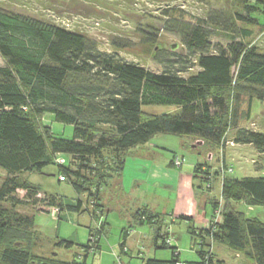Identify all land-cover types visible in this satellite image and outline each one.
Returning <instances> with one entry per match:
<instances>
[{
  "label": "trees",
  "instance_id": "1",
  "mask_svg": "<svg viewBox=\"0 0 264 264\" xmlns=\"http://www.w3.org/2000/svg\"><path fill=\"white\" fill-rule=\"evenodd\" d=\"M236 1L247 10L258 11L248 0ZM255 1L264 6V0ZM163 29L177 34L188 52L196 55V72L187 76L170 68L153 72L100 51L84 33L0 5V56L4 61L0 66V169L5 172L0 183V264H86L87 255L98 249L102 231L91 240L92 250L84 252L81 263L36 255L32 251L39 236L34 214L20 212L16 205L31 200L43 202L44 212L50 208L58 214L64 209L80 212L83 206L78 195L87 193L98 208L94 211L102 225L100 189L121 174L127 151L155 134L192 135L203 150L212 152L234 130L230 142L252 145L264 155V132L245 127L253 101L264 103V53L245 44L212 52L207 26L176 18L165 22ZM147 32L145 47H156L154 32ZM242 32L245 36L250 33L245 28ZM143 105L175 106L177 110L149 114L142 111ZM47 113L56 121L73 124V137L54 136L44 121ZM65 154L69 161L62 156ZM58 158L64 162L59 163ZM50 163L58 165V178L61 175L70 181L77 193L75 203L65 204L59 196L42 194L19 177L24 172H41ZM82 170L91 175L92 183ZM192 171L201 183L206 182L208 190V176L219 172L211 173L206 161L194 164ZM18 190L23 199L15 197ZM206 199L213 210L208 227L190 228L199 240L198 259L181 260L177 248L164 241L169 231L161 230V247L170 248V258H144V264H224L213 257L212 241L264 264V222L245 217L231 205V201L241 200L264 204V177H222L223 202L217 221L213 218L218 201ZM135 217L139 224H152L159 215L138 209ZM179 218L192 222L191 216L180 214ZM160 229H155V241ZM126 234V230L122 232L121 248ZM57 245L68 248L72 243L60 240Z\"/></svg>",
  "mask_w": 264,
  "mask_h": 264
},
{
  "label": "rangeland",
  "instance_id": "2",
  "mask_svg": "<svg viewBox=\"0 0 264 264\" xmlns=\"http://www.w3.org/2000/svg\"><path fill=\"white\" fill-rule=\"evenodd\" d=\"M248 3L256 6L258 11L247 10L236 0H0L1 6L15 12L84 33L100 51L113 54L122 61L138 64L156 73H161L165 68L181 70L178 72L181 76L198 70L194 64L196 55L188 52L177 34L163 29L165 22L176 18L207 26L212 52L227 51L230 44H245L264 53V6L255 0H248ZM242 28L248 29L250 33L245 36ZM148 30L155 34L156 47L154 44L151 49L145 47ZM117 43L119 46L114 45ZM157 44L162 48L161 52ZM3 64L0 56V66ZM175 110V106H142V111L149 114ZM44 121L54 136L65 139L73 137V124L56 121L50 113L45 114ZM245 127L264 132V103L256 99L253 101L251 117ZM233 133L234 130H229L224 141L217 144L212 152L203 150L199 140L192 135L168 133L155 134L148 141L130 148L125 154V166L121 174L107 180L109 184L100 189V202L104 209L100 220L104 222L102 225L98 222L99 217L96 218L99 215L98 208L87 193L78 195L83 206L80 212L64 209L58 214L55 208L44 212L41 209L43 202L33 203L31 200L16 205L18 211L34 214L39 239L32 252L81 263L84 252L90 249L85 244L90 240L91 247L96 233L102 231L98 249L94 254L87 255L86 264H141L143 251L150 258L156 251L157 259H169L170 248L154 247V224L159 223V218L154 219L152 224H139L137 218L132 217L138 211L137 207L148 206L140 210L151 213L149 208H153V211L163 214L166 222L163 231H169V246L177 248L180 259L197 260L199 240L190 233L191 226L196 223H188L180 219L179 215L196 206L193 218L198 219V223L201 220L208 221L213 210L207 197L218 201L215 212L222 208V177H264V155L252 145L230 143ZM62 156L69 161V155ZM176 157L181 159V165L173 163ZM196 160L206 161L211 173L219 170L218 174L208 176L209 190L206 189L205 181L201 183L199 178L189 176L192 169L190 165ZM81 173L91 177L85 170ZM59 174L58 165L50 163L41 172H24L19 177L33 184L42 194L59 196L65 204L75 203L77 193L69 180H59ZM4 177L5 172L0 169V183ZM89 180L93 182L92 178ZM14 195L23 199L20 190ZM231 205L245 217H256L264 222L263 203L241 200L231 201ZM91 211L96 214L90 215ZM216 217L219 218V215ZM194 227L197 229L196 225ZM124 230L130 236L121 248L119 244ZM60 240L69 241L72 246L66 248L57 245ZM228 250L224 258L226 264H237L238 257L235 254L242 260H249L248 263H255L243 252Z\"/></svg>",
  "mask_w": 264,
  "mask_h": 264
},
{
  "label": "crops",
  "instance_id": "3",
  "mask_svg": "<svg viewBox=\"0 0 264 264\" xmlns=\"http://www.w3.org/2000/svg\"><path fill=\"white\" fill-rule=\"evenodd\" d=\"M231 143V142H230ZM202 162H205V161H202ZM196 163H201V161H198V160H196V161H193L192 162V164L190 165L191 167H192V169H193V166H194V164H196ZM125 166V165H124ZM124 166H123V169H124ZM122 169V170H123ZM192 169L190 170V173H189V176L190 177H192V175H193V171H192ZM190 179V178H189ZM190 181V180H189ZM101 198H102V196H101ZM101 203V202H100ZM102 204V203H101ZM195 205V204H194ZM145 207H148V206H143V207H141L140 209H142V208H145ZM194 207H196V206H192V210L190 209V211H186V213L184 214V213H182V214H184V215H187V216H191L192 217V222L191 223H193V224H195L196 225V227L197 228H202V227H206V225H207V223H208V221L206 220V221H204V220H201L199 223L197 222V220L198 219H194L193 218V216H192V214L195 212V210H196V208H194ZM136 209H139L138 207L136 208ZM149 210L150 211H152V213H157L158 215H159V223H156V225L154 224V226L156 227V228H158V227H162L161 229H160V231L158 232V238H157V240L155 241L154 240V238H155V234H154V238H153V240H154V247H159V246H161L162 245V243H161V236H160V232H161V230L163 231V227H164V225H166V222H165V218H164V216L162 217V215L163 214H161V213H159V212H156V211H153V208H149ZM133 214V213H132ZM198 216V214H196V217ZM132 217H133V215H132ZM194 225V226H195ZM155 228V229H156ZM125 231V230H124ZM166 231V230H165ZM130 235H129V233H127L126 235H125V244H126V242H127V238L129 237ZM206 241H207V238L205 239ZM211 250H212V252H213V257L215 258V259H221V260H223L224 261V264H226V260L224 259L225 258V256L229 253V250H228V247L226 246V245H224V244H222V243H220V242H217V241H212V243H211ZM214 250V251H213ZM227 253V254H226ZM153 254V257L152 258H157V256H156V251L155 252H153L152 253ZM178 256H179V258H180V252L178 251ZM235 257L237 256L238 257V259H237V264H257L256 262L255 263H248V262H250L249 260H242V259H240V256H238V254H235L234 255ZM144 258H150V257H148L147 255H145V253H144V251H143V255L140 257V260H141V264H144L143 263V259ZM170 258V257H169ZM159 259V258H158ZM163 260H168V258L167 259H163Z\"/></svg>",
  "mask_w": 264,
  "mask_h": 264
},
{
  "label": "built area",
  "instance_id": "4",
  "mask_svg": "<svg viewBox=\"0 0 264 264\" xmlns=\"http://www.w3.org/2000/svg\"><path fill=\"white\" fill-rule=\"evenodd\" d=\"M57 161L59 162V163H63L64 162V159L63 158H58L57 159ZM174 164H176V165H181V159L180 158H178V157H176L175 159H174V162H173ZM59 179L60 180H65L64 179V177L63 176H59ZM219 215V218H220V210L219 211H217V212H215V216H214V221H217L218 220V218L216 217V216H218ZM141 218H144L143 216H141ZM209 223V222H208ZM208 223H207V225H206V227H208ZM167 230V229H166ZM164 241L168 244V245H170V241H171V239H170V236L168 235V236H166V237H164ZM212 247V246H211ZM124 250H126V248H123ZM92 250V247H90V249H89V251H91ZM177 264H184V262H178Z\"/></svg>",
  "mask_w": 264,
  "mask_h": 264
}]
</instances>
